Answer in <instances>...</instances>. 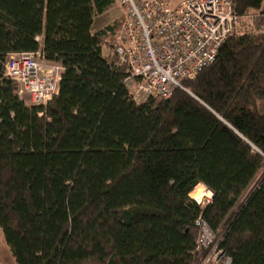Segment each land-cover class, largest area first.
<instances>
[{"label":"trees","instance_id":"obj_1","mask_svg":"<svg viewBox=\"0 0 264 264\" xmlns=\"http://www.w3.org/2000/svg\"><path fill=\"white\" fill-rule=\"evenodd\" d=\"M115 0H0V230L15 264H195L196 218L230 264H264V0L211 65L136 103L103 59ZM42 38V39H40ZM60 63L56 95L27 104L12 52ZM187 91V92H186ZM206 185V205L189 192Z\"/></svg>","mask_w":264,"mask_h":264},{"label":"built area","instance_id":"obj_2","mask_svg":"<svg viewBox=\"0 0 264 264\" xmlns=\"http://www.w3.org/2000/svg\"><path fill=\"white\" fill-rule=\"evenodd\" d=\"M121 12L114 37L102 45L101 55L124 70L122 82L136 103L166 99L183 82L193 79L214 62L223 43L238 25L233 0H115ZM60 63L45 61L41 52H12L4 62V75L14 80L19 96L30 104H46L56 95L62 75ZM206 205L212 192L197 184L188 194ZM195 264H230L220 246L222 231L196 218Z\"/></svg>","mask_w":264,"mask_h":264},{"label":"rangeland","instance_id":"obj_3","mask_svg":"<svg viewBox=\"0 0 264 264\" xmlns=\"http://www.w3.org/2000/svg\"><path fill=\"white\" fill-rule=\"evenodd\" d=\"M121 12H119L116 2L112 4L107 10L104 11L102 16H98L93 20L92 30L98 28H104L107 25H112L114 27L113 31L107 35L105 38V43L109 44L113 39L114 32L116 29V25L119 24ZM23 98H28L24 96ZM0 264H15L11 257L10 252L7 250L5 242L2 238L1 230H0Z\"/></svg>","mask_w":264,"mask_h":264},{"label":"crops","instance_id":"obj_4","mask_svg":"<svg viewBox=\"0 0 264 264\" xmlns=\"http://www.w3.org/2000/svg\"><path fill=\"white\" fill-rule=\"evenodd\" d=\"M103 14H104V13H103ZM103 14H101V15H96V16L94 17V19H95L96 17H98V16H102ZM94 19H93V20H94ZM93 25H94V24H93V22H92V27H93ZM110 26H112V25H110ZM91 29H92V28H91ZM101 29H102V28H98V29H95V30L93 29L92 32L99 31V30H101ZM109 33H111V32H109ZM109 33H108V34H109ZM108 34H107V35H108ZM107 35H106V37H107ZM40 39H42V38H40ZM104 43H105V42H104ZM20 97L24 100V102H26L27 104H30L29 100H27L26 98H23L24 96H20Z\"/></svg>","mask_w":264,"mask_h":264},{"label":"water","instance_id":"obj_5","mask_svg":"<svg viewBox=\"0 0 264 264\" xmlns=\"http://www.w3.org/2000/svg\"><path fill=\"white\" fill-rule=\"evenodd\" d=\"M187 92V91H186Z\"/></svg>","mask_w":264,"mask_h":264}]
</instances>
